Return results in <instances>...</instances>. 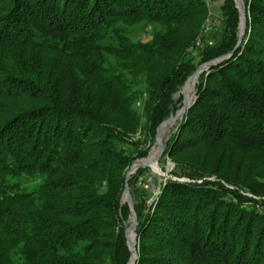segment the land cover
<instances>
[{
    "label": "trees",
    "instance_id": "trees-1",
    "mask_svg": "<svg viewBox=\"0 0 264 264\" xmlns=\"http://www.w3.org/2000/svg\"><path fill=\"white\" fill-rule=\"evenodd\" d=\"M243 1L238 48L201 76L166 143L178 179L153 206L137 186L144 169L128 180L134 264H264V212L222 183L264 197V0ZM221 10L222 36L201 63L237 42L234 1ZM206 15L203 0H0V264H128L125 174L177 109ZM141 21L155 26L145 42L115 27Z\"/></svg>",
    "mask_w": 264,
    "mask_h": 264
},
{
    "label": "rangeland",
    "instance_id": "rangeland-1",
    "mask_svg": "<svg viewBox=\"0 0 264 264\" xmlns=\"http://www.w3.org/2000/svg\"><path fill=\"white\" fill-rule=\"evenodd\" d=\"M203 1H204V4H205L206 8H207V15H206V17L204 18V20L201 23L200 30H199L197 36L192 40V42L190 43V45H189V47L187 49V57L192 59L193 62L195 63V70L197 69V67L199 65L205 63V62H202V63L200 62V59H201V56H202V52H203V50L205 48H203L200 51H197V53L193 56L191 54V46L194 43V41L197 38L200 37L202 39L211 40L212 43H213L212 46H214L220 40V38L222 36V33H223V28H224V19H223L221 7H222L223 3L225 2V0H203ZM244 5H245V2H244ZM245 16L247 17L246 6H245ZM207 23L210 25L211 28H210L209 32L206 34V36H204L205 34L203 33V28H204V25L207 24ZM238 24H239V22H238ZM115 27L117 29H119L121 32H123L124 34H126L129 37V39L132 40L133 42H145V41H148V39L150 38V34H151V32H152V30H153V28L155 26H154V24L141 21V22H135V23H129V24L120 22V23H117ZM245 27H246V25H245ZM248 31H249V29H248ZM244 32H245V30H244ZM101 43L104 46H109V45L113 46L116 42H115L114 38H112L111 36H107V37H105L102 40ZM209 47H211V46H209ZM41 56H43L42 53L40 54V57ZM104 57L106 58L108 63H111V62L114 63L113 55L111 53H109L107 51H104ZM47 59H48V56H47ZM66 62H67V60L63 59V60H61L59 62V64L60 65L63 64L65 66ZM219 62H221V61H219ZM219 62L217 64H219ZM213 66H215V65H213ZM211 67H209L207 69H204V70H201L199 75H198V77H196V79H191V80H195V82L190 87L188 92H187V89H188L189 86H187V88H186V93L185 94H186L187 100H191L194 93H195V96H196L197 86L199 85V81L201 79V76H202V80L204 82L205 78H206V75L208 74V71H209V69ZM182 88H183V85L174 94V98L176 100L179 99V102L177 104V109L174 112H170V114L168 116V117L171 116L170 118L174 119L173 123L171 124L169 129L167 131H165L164 135H163V130H164L166 125L164 126V128L162 130L161 138H162V144L164 145V149H163L162 153L160 154L159 158L157 159L156 164L153 163V162L151 163V164H153V168L151 167V165H149L147 167H140V168H143L144 171L142 172V174L137 176V183H138L137 186H138V189L146 196V204H147V206H153L156 203V201L158 199V196L160 195V193L162 191V185H163V183H164V181L166 179H168V178L178 179V178H176V177H174L172 175V172L175 170V162H174V160L172 158H170L166 154L163 155V153H164L168 138L176 130V128L178 126V123L182 120V119L179 120V119L175 118L176 112L185 103L183 94L181 93ZM144 97L145 96H141L136 101L135 106H136V108L138 109L139 112L141 111L142 100H143ZM186 111H185V113H186ZM185 113H184V115H185ZM184 115H183V117H184ZM142 121H144V120H142ZM131 138H133L134 140L141 139L142 138L141 137V132L137 131L135 134L131 135ZM143 148H144V145L141 144V145H139V148H129L130 149L129 151H134V150L143 149ZM155 150H157V146H155V137H154V142L148 148V152H147L146 156L133 159L131 161V163H133L136 160H140V159L145 160L146 158L149 159L150 156L151 157L155 156L156 155ZM142 160H140L138 162L142 163ZM131 163H130V165H131ZM135 171H133L129 175V178L135 174ZM129 178H128V180H129ZM24 179L25 178H21V181L26 185V190H30L31 187L33 186L32 184L35 182V180H32V179H25L24 180ZM204 179L205 180H209V181L217 180L214 175L207 176ZM179 180H188V179L182 177V178H179ZM198 181L200 182L201 180H198ZM222 183L228 189L236 190L241 195H244V196H246L248 198H251V199L255 200V202L248 201L247 204L250 205L251 207H253V209H255L256 211L264 212V197L254 195L253 193L247 191L246 189L238 188L236 186L230 185V184L225 183V182H222ZM123 199H124V195L122 194L121 200H123ZM259 200H262L263 203L262 204L259 203ZM128 224H129V220H128ZM135 241H136L135 242V247H136V252H137V256H138V251L137 250H139V239L137 238V236H136ZM132 242H134V241L130 240V243H132ZM132 257H133V259L131 260ZM137 259H138V257H137ZM130 260H131V264L136 262V260L134 261V256H132V255H131L130 259H129V262H130ZM129 262H128V264H129Z\"/></svg>",
    "mask_w": 264,
    "mask_h": 264
},
{
    "label": "water",
    "instance_id": "water-1",
    "mask_svg": "<svg viewBox=\"0 0 264 264\" xmlns=\"http://www.w3.org/2000/svg\"><path fill=\"white\" fill-rule=\"evenodd\" d=\"M235 6L238 9L239 12V24H238V39L237 42L234 46V48L227 54L218 57L216 59L210 60L208 62H205L201 65H199L197 67V69L186 79V81L184 82L183 86L186 84V82L188 81V79L195 75L196 73H198L201 70L207 69L213 65H216L219 61H222L223 59H227L229 58L234 51L236 50V48L238 47V45L240 44L243 34H244V30H245V25H246V16H245V5L243 0H234ZM184 97V95H183ZM196 96L195 93L193 94V97L190 101V103L188 105H182L181 108L176 112L175 114V118L181 120L185 111L187 110V108H189L191 106V104L194 102ZM171 117V116H170ZM170 117H168L167 119L163 120L157 127L156 129V134H155V146H157V153L156 156L154 157V163L156 164L157 159L159 158L160 154L162 153L163 149H164V145L162 144V138L160 137V130L162 128V126L164 125V123L170 119ZM144 159V158H143ZM142 160V159H140ZM140 160H136L133 163H131V165L129 166L126 174H125V182H124V199L122 200V202H126L129 206V216H128V220H129V224L125 223V238H126V244L128 246V249L131 252V255H134V261L137 259V252H136V247H135V240L134 242L130 243L129 240V231L133 230L134 231V239H136V226H137V217L136 214L134 212L133 209V202L129 193V186H128V178L129 175L135 171L137 168L140 167H147L150 165V162H142V163H137ZM134 264V263H133Z\"/></svg>",
    "mask_w": 264,
    "mask_h": 264
},
{
    "label": "bare ground",
    "instance_id": "bare-ground-1",
    "mask_svg": "<svg viewBox=\"0 0 264 264\" xmlns=\"http://www.w3.org/2000/svg\"><path fill=\"white\" fill-rule=\"evenodd\" d=\"M199 73H200V71L198 72V73H196L195 75H193V76H191L189 79H188V81L186 82V84L183 86V88H182V90H181V93L184 95V100H185V103H184V105H188L189 103H190V101L191 100H187V98H186V88H187V86H189L188 87V89H187V92L189 91V89H190V87L194 84V82H195V80H191V79H196V77H198V75H199ZM191 80V81H190ZM173 118L171 119H169V120H167L165 123H164V125L162 126V128H161V130H160V137L162 136V130H163V128H164V126H165V128H164V130H163V135H164V133H165V131H167L168 129H169V127L171 126V124L173 123ZM155 153H157V150H155ZM156 156V155H155ZM155 156H150V158L148 159V158H146L145 160H142V162H150V165H151V167L153 168V164H151L152 162L154 163V157ZM137 163H140V162H137ZM125 198V197H124ZM133 236V237H132ZM129 239L130 240H135L134 239V231L133 230H130L129 231ZM132 256H134L133 254H132ZM133 259V257L131 258V260ZM131 260H130V262H129V264H131Z\"/></svg>",
    "mask_w": 264,
    "mask_h": 264
},
{
    "label": "built area",
    "instance_id": "built-area-1",
    "mask_svg": "<svg viewBox=\"0 0 264 264\" xmlns=\"http://www.w3.org/2000/svg\"><path fill=\"white\" fill-rule=\"evenodd\" d=\"M210 28L211 27L208 23L204 25V28H203V33L205 34L204 36H206V34L209 32ZM212 44L213 43L211 40L202 39L199 37L194 41V43L191 46V54L194 56L197 53V51H200L203 48L212 46Z\"/></svg>",
    "mask_w": 264,
    "mask_h": 264
}]
</instances>
